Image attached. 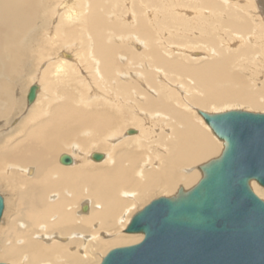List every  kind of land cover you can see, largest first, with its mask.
I'll return each mask as SVG.
<instances>
[{
  "label": "bare ground",
  "instance_id": "1",
  "mask_svg": "<svg viewBox=\"0 0 264 264\" xmlns=\"http://www.w3.org/2000/svg\"><path fill=\"white\" fill-rule=\"evenodd\" d=\"M29 53L38 63L20 92L10 82ZM243 60L264 68V0H0V187L14 194L0 258L100 264L139 242L125 231L136 202L189 190L222 152L199 111L235 101L264 112V79L239 71Z\"/></svg>",
  "mask_w": 264,
  "mask_h": 264
},
{
  "label": "water",
  "instance_id": "2",
  "mask_svg": "<svg viewBox=\"0 0 264 264\" xmlns=\"http://www.w3.org/2000/svg\"><path fill=\"white\" fill-rule=\"evenodd\" d=\"M37 88L30 86L27 102ZM199 112L224 142L221 154L201 165L203 176L192 188L154 198L136 212L125 231L143 238L110 249L100 264H264V200L250 187L252 180L264 187V113ZM59 162L72 158L63 153ZM3 207L0 195V217Z\"/></svg>",
  "mask_w": 264,
  "mask_h": 264
},
{
  "label": "rangeland",
  "instance_id": "3",
  "mask_svg": "<svg viewBox=\"0 0 264 264\" xmlns=\"http://www.w3.org/2000/svg\"><path fill=\"white\" fill-rule=\"evenodd\" d=\"M236 8V7H235ZM211 27V24L209 23V21H208V28H210ZM37 31H39V33H40V35L44 38V37H47V36H45L44 34V31L45 30H43V27H38V29H37ZM197 32H199V30H196ZM42 37H40L39 35H38V33H37V36L35 37V39H42ZM198 37H199V35H198ZM178 39H181V42H184L185 43V41L187 42V38H185L184 36L183 37H179ZM183 39V40H182ZM180 41V40H179ZM234 40H232V42H233ZM33 42H35V41H33ZM33 42H30L32 45H30V47H31V49L33 48V46H35V45H33ZM227 44V43H226ZM230 44V43H229ZM236 45V42H233V45ZM238 44V43H237ZM239 47H241V46H239ZM221 50L223 49V50H226L227 52H230V54H238V52H240V50L242 49V47H241V49L238 51L237 49L235 50V52H233V50L232 49H230V46H228V45H226V46H222V48H220ZM254 49H255V47H254ZM32 51V50H31ZM204 50H202V52H203ZM77 52H74L73 54H76ZM259 57L260 56H258L257 55V58L259 59ZM28 59H26V63H25V65H24V67L22 68V73L20 72V70H19V74L20 75H22L21 77L20 76H18V75H16V77H15V79H13V80H11V82L10 83H12V84H16L17 86V88L19 89V90H21L20 92H22V91H24V89L26 88V86H28L29 85V83L31 82V78H32V73H33V71H34V69H35V67H36V65H37V63H38V60L36 61L35 59L33 60V57L30 55V53H29V56L27 57ZM31 60H33V61H31ZM29 61V62H28ZM185 63H186V60H183ZM188 62V61H187ZM244 62V63H243ZM246 62H248V60L246 61H242L241 63V65H244V66H238L237 67V69H241V70H239V71H241V72H244V74L246 73V75H248L249 73H251V75H252V73L253 74H257L259 77H260V79H257L258 81H257V84H259V82H260V84H261V81H263V79H264V68L263 67H261V66H259V65H262L261 63H256V61L254 60V64L255 65H253V62L251 61H249L250 63H246ZM246 63V64H245ZM188 64V63H187ZM200 64V63H199ZM251 64V65H250ZM29 65V66H28ZM250 65V66H249ZM246 66V67H245ZM252 66H254V68L255 69H253V70H251L253 67ZM31 67V68H30ZM252 67V68H251ZM251 68V69H250ZM256 69H257V71H256ZM249 70H250V72H249ZM259 70V71H258ZM260 70H261V72H260ZM252 71V72H251ZM47 76H48V78H50L51 79V73L50 74H47ZM180 76V75H179ZM19 77V78H18ZM70 77V76H69ZM68 77V78H69ZM183 77V76H182ZM18 78V79H17ZM188 78H190V77H188ZM8 80L10 79V78H7ZM77 80H79V77H77L76 75H75V78L74 77H72V80H68V83H70V84H73L74 82H75V84H77V86H78V88H79V93L80 94H82V96H84L88 91H87V89L86 88H84V86L83 85H81V84H78L77 83ZM5 82H7V83H9L6 79L4 80ZM15 81V82H14ZM186 82V81H185ZM190 84V83H189ZM257 84H255V87L257 86H259V85H257ZM249 85V84H248ZM25 86V87H24ZM192 86V85H191ZM250 87L251 86H253L252 84H250L249 85ZM24 87V88H23ZM252 88V87H251ZM195 93V95H197V93L196 92H194ZM21 94H18V96H20ZM261 97H263V96H261L260 95V97L259 98H261ZM264 98V97H263ZM53 99H55V98H53ZM53 99H51V100H53ZM54 103V102H53ZM237 103L238 102H233V101H231V102H229V103H226V104H217V103H214V104H216V106L213 104V103H211L210 104V106L211 107H208V108H204L205 110H208L209 111V109L211 108L212 110L214 109V108H212L213 107V105H214V107H216L215 109H217V111L216 112H222V111H226V110H231V109H239V110H246V111H251V112H262V110H260V109H257V108H252L251 107V109H253V110H251L248 106H246V105H242V104H240L239 105V103H238V105H237ZM77 104L78 105H80V106H83L84 108H86V109H90V106H85V104H81L80 102H77ZM230 106V107H229ZM242 106H243V108H242ZM227 108V109H226ZM229 108V109H228ZM248 108V109H247ZM222 109V110H221ZM34 110V109H33ZM33 110H31V111H33ZM221 110V111H220ZM254 110H256V111H254ZM207 112V111H206ZM262 113H264V112H262ZM127 129H135V127H130V128H127ZM221 146H222V149H223V145L221 144ZM62 153H64L63 151H62ZM214 156V155H213ZM212 156V157H213ZM214 157H216V156H214ZM213 157V158H214ZM59 162V161H58ZM60 163V162H59ZM61 164V163H60ZM72 164V163H71ZM70 164V165H71ZM61 165H63V164H61ZM259 185V184H258ZM260 186V185H259ZM250 187H251V189L253 190V192L258 196V197H260L259 196V194L257 193V192H255V190L253 189V187L251 186V184H250ZM264 188V187H263ZM159 189V188H158ZM161 190V189H160ZM160 190H155L154 192H152L151 194H150V196L148 197V199L147 200H145V201H142V203L143 204H141V201L140 202H136V203H138L137 205H138V207L139 206H141L142 205V207H137L138 208V211L139 210H141L146 204H148L151 200H153L154 198H157V197H160V196H162V195H164V192H162V191H160ZM9 192H12V193H9ZM162 192V193H161ZM160 193V194H159ZM2 194V195H1ZM13 194V191H11V190H8V189H6V188H2V187H0V195L2 196V198H3V201H4V208H3V210L5 209L6 210V214H4L6 217V219H7V217L13 212V203L12 202H14V194ZM9 198V199H8ZM13 198V199H12ZM262 200H264L263 199V197H260ZM9 204V205H8ZM8 206H9V209H8ZM6 207H7V209H6ZM4 210V211H5ZM10 210V211H9ZM4 211H3V213H4ZM137 211V212H138ZM3 213H2V216H1V219H3L2 217H4L3 216ZM85 213V212H84ZM11 216V215H10ZM0 219V220H1ZM0 222H2V221H0ZM0 224H2V226H4L5 224H3V223H0ZM125 246V245H124ZM115 247H119V246H115ZM112 248H114V247H112ZM112 248H109V250L110 249H112ZM4 259V260H3ZM0 262H4V263H7V264H18L19 262H17V261H13V260H8V259H6L5 260V258H0Z\"/></svg>",
  "mask_w": 264,
  "mask_h": 264
}]
</instances>
